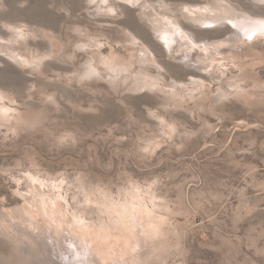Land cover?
Returning a JSON list of instances; mask_svg holds the SVG:
<instances>
[{"label":"rangeland","instance_id":"1","mask_svg":"<svg viewBox=\"0 0 264 264\" xmlns=\"http://www.w3.org/2000/svg\"><path fill=\"white\" fill-rule=\"evenodd\" d=\"M233 12L261 29L203 23ZM69 238L264 264V0H0V264H86Z\"/></svg>","mask_w":264,"mask_h":264},{"label":"bare ground","instance_id":"2","mask_svg":"<svg viewBox=\"0 0 264 264\" xmlns=\"http://www.w3.org/2000/svg\"><path fill=\"white\" fill-rule=\"evenodd\" d=\"M239 15L234 13V14H230L228 16H224L223 18H221L220 16H216V17L212 18V20H204V21L201 20V21H203V23H214V22H217L218 20L223 21L225 19H228L231 22V24L236 28V31L242 33V35H245L247 37H251V34L253 32L258 31L259 28L261 29L260 26L253 23L254 20L252 23L245 21L244 19H242V21L244 20L243 22H238L236 17H238ZM220 21H218V22H220ZM177 32L178 31L174 30V28L167 26L164 29H160L158 34H160L161 37L166 39V41L168 42V45L171 44L170 47L173 45H178L180 50L183 51V53H185V50L192 47V42H188L184 38L185 34L183 35L182 33H180V32L177 33ZM252 35L254 36V34H252ZM192 36L195 39L196 36L193 33H192ZM194 54H196V53H194ZM200 54L201 53H198L197 57H200L201 56ZM200 59H201V57H200ZM201 61H202V59H201ZM68 240H69V242L73 243L74 247H75V249H72L71 253L70 252L68 253V254H70L71 257L74 256V258H79L81 262L86 263V264H96L97 263L96 257L94 256V254L91 253L90 250L89 251L88 250L86 251L85 249L83 250V249H81V247L79 248L77 245H75V243H76L75 241L74 242L70 241V238Z\"/></svg>","mask_w":264,"mask_h":264},{"label":"snow or ice","instance_id":"3","mask_svg":"<svg viewBox=\"0 0 264 264\" xmlns=\"http://www.w3.org/2000/svg\"><path fill=\"white\" fill-rule=\"evenodd\" d=\"M181 71H183V68H181Z\"/></svg>","mask_w":264,"mask_h":264}]
</instances>
